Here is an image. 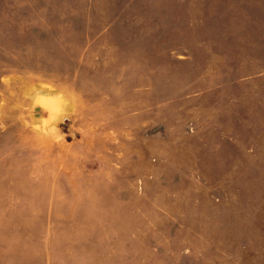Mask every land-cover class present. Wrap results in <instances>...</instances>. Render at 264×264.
Returning <instances> with one entry per match:
<instances>
[{
  "label": "rangeland",
  "instance_id": "1",
  "mask_svg": "<svg viewBox=\"0 0 264 264\" xmlns=\"http://www.w3.org/2000/svg\"><path fill=\"white\" fill-rule=\"evenodd\" d=\"M0 264H264V0H0Z\"/></svg>",
  "mask_w": 264,
  "mask_h": 264
}]
</instances>
